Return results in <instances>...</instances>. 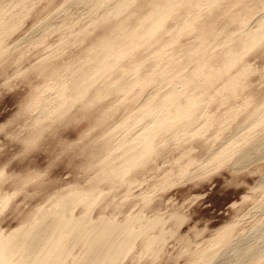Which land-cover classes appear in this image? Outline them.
Wrapping results in <instances>:
<instances>
[{"label": "rangeland", "instance_id": "obj_1", "mask_svg": "<svg viewBox=\"0 0 264 264\" xmlns=\"http://www.w3.org/2000/svg\"><path fill=\"white\" fill-rule=\"evenodd\" d=\"M3 1L2 3L6 5L5 0ZM24 1L27 7L25 5L23 8ZM24 1L20 2L21 5L11 8L14 12L11 20H15L17 22L15 25L19 26H14L13 28L16 29L12 28L6 32L4 42L0 46L10 47L8 53L0 54V170L4 168L7 174L12 175L0 180L2 190L0 192L15 193L9 205L0 209V229L7 231L19 225L29 211L35 209L57 190L71 185L93 186L104 189L100 200L98 199L100 203L93 206L96 209L90 208L94 216L101 209L103 213L106 212L105 215H113L118 218L117 220L131 213H140L145 218L154 215L164 218L161 228L164 236L162 244L157 245L155 254L139 253L140 242L137 239L136 244L134 242L130 249V254L125 253L117 264H200L202 263L198 256L200 251L207 248L209 241L227 227L233 229L228 246L232 247L235 240L241 247L256 245L264 248V234L255 231L256 226L264 220V212L257 208V203L264 193V143L263 147L258 149L250 146L247 148L245 144L246 137L264 136V124L250 123L248 117L250 110L254 106L262 105L264 100V48H253L243 56V60L251 69L248 77L246 76V88L239 91L234 99L223 106L219 107V102L215 100L212 104L210 102L207 108L205 107L206 112L216 115L217 119L213 122V126L201 129L197 133L202 126V119L197 120L173 141L169 140V136L165 141V138L161 137V132L158 133L157 137H160L156 140L158 154L150 156L147 166L137 169L130 175V179L135 177L139 180L138 183H134L135 185L132 183L133 187L131 183L120 184L121 186L117 184L112 190L107 187L108 183L105 181L102 183L94 180L95 184L91 185L96 176L92 168L97 162L93 154L104 141L110 145L123 136L125 131L120 128L125 123L127 115L133 114L132 108L136 103L129 105L128 98L116 100L115 96H107L95 101L90 105V109H87L86 102H77L61 120L42 119L41 122L48 125V128L41 135L42 137L26 147L21 137L25 136L27 129L32 128V126L26 128L25 123L34 116L30 115L32 113L27 106L29 105L28 108L32 106L30 100L35 96L34 87L39 85L43 87L45 81L44 78L36 77L34 70L39 65L48 63L61 66L65 73L59 71L61 76L54 77V81L61 80L64 75L71 78L68 96L76 93V90L72 89L71 82L74 77L80 75H84L90 81L97 78L100 86H103V82L108 81V78H104L105 69H98L97 72L86 71L80 66L84 63L85 53L91 50V46L98 45L104 40L109 41L116 36L119 33V30H116L117 26L120 28L125 23L148 13L149 5L153 0H129L122 7L129 5V9L126 8L120 15L102 19L101 22L107 19L102 24L92 21L87 15L90 8L85 9L81 4L69 6L66 8L67 11H63L60 8L67 4V0ZM105 1L108 2L104 7L116 0H103ZM257 1L259 0L213 1L209 4L210 12L201 17L203 28L217 32L219 35L215 37V41L218 42L224 38L225 33L233 30L234 25L230 24L227 18L233 14L245 15V9L254 6L253 16L249 21L253 28L256 17L264 20V2L256 3ZM205 7L203 6L202 10H205ZM49 17L53 19L51 23L54 22L50 28L57 30L45 34L42 31L45 28L39 30L41 27L38 23ZM66 19H68L67 24L62 25ZM169 23L171 21L167 24ZM170 40L171 36L164 34L159 45L147 52L142 45L135 49L121 48L122 58L117 61V65L125 72L136 70L148 73L146 71L150 69H159L151 66L155 65L156 52L163 47L165 55L176 54L178 57L195 41V32L185 33L179 36L176 42L167 45ZM16 43L15 47H11ZM106 48L111 50L116 47ZM179 62L180 58L160 61L167 66L164 70L168 76L183 74L180 70L186 71L193 65L189 62L177 65ZM134 64H138V67L133 68ZM170 86V83L164 82L161 89L165 90ZM144 92L149 91L147 89ZM244 99L249 101V106L240 105ZM226 110L233 113L224 115ZM107 112L109 115L105 123L103 114ZM197 112L196 110L195 113ZM97 120L101 122L98 123ZM138 129L139 126L129 127L126 132L129 131L130 134L131 131L134 133ZM18 134L20 136L16 137ZM218 148L223 152L226 151L227 156L204 160L208 150ZM243 151V154L246 152V157L243 156L242 159L234 162L232 155L239 152L242 154ZM192 158L196 159V163L204 161L200 165L203 167L197 168L198 166L193 163L189 165L190 168L188 167L189 173L192 172L193 176L189 178L177 176V166L184 165ZM176 161H179V164ZM23 177L33 178L34 181L31 180L23 185L21 183ZM141 196H144L143 200L146 199L144 203ZM126 198L129 200L126 201ZM78 208L79 206L76 207ZM170 214L181 215L183 220L175 221L170 218ZM158 229L159 227H156L152 232L156 233ZM226 253L232 255L231 251ZM222 256L213 264H237L234 257L226 254Z\"/></svg>", "mask_w": 264, "mask_h": 264}, {"label": "bare ground", "instance_id": "obj_2", "mask_svg": "<svg viewBox=\"0 0 264 264\" xmlns=\"http://www.w3.org/2000/svg\"><path fill=\"white\" fill-rule=\"evenodd\" d=\"M23 1L5 0L7 4L4 5L2 3L4 1L0 0V46L4 42L6 32L14 26H19L15 25L17 23L15 20H11L14 14L11 8L21 5ZM128 1L116 0L104 7L108 1L67 0V4L62 6L60 10L67 11L66 8L69 6L81 4L85 9L90 8L87 15L91 17L92 21L102 24L112 15H120L126 8L129 9V5L122 8ZM213 1L216 0H153L149 5L148 13L125 23L120 28L117 26L116 30H119V33L110 38L109 41L104 40L98 45L91 46V50L85 53L84 63H81L80 66H83L86 71L95 70L97 72L98 69H105L104 78H108V81L103 82V86H100L97 78L90 81L84 75H80L77 78L74 77L71 82L72 89H75L76 93L68 96V90L71 89V78L64 75L61 80L54 81V77L61 76V72H59L62 71L61 66L48 63L36 67L35 76L44 78L45 81L42 84L43 87L41 85L34 87L35 96L30 100L32 106L31 108H28L29 105L27 106L29 112L32 113L30 115L34 116H31L25 123L26 128H30V126L32 128L27 129L25 136L21 135L24 145L27 147L42 137L41 135L48 128V125L41 122L42 119L61 120L77 102H86V108L90 109L92 103L107 96H115L116 100L128 98V104L136 103V106L132 108L133 114L127 115L120 130L126 132L129 127L138 126L139 129L134 133L131 131L130 134L129 131L124 132L123 136L110 145L104 141L103 145L97 148L98 150L93 154V157L97 158V162L92 168L96 176L91 185L95 184V180L96 182L105 181L108 183L107 187L112 188V190L117 184L131 183L133 187V184L139 180L134 176L133 179H130L131 173L144 168L150 156L158 154L156 140L160 137H157V134L161 132V137H164L165 141L167 136H169V140H176L180 134L188 130L192 123L200 119H202V126L197 133L201 129L210 127L217 118L215 113L206 112L205 107L215 100L219 102V107L223 106L229 103V100L234 99L239 91L246 88V76L251 69L249 64L243 60V56L247 55L246 53L252 51L253 48H264V20L256 17L253 27L255 29L251 28L249 23L253 16L254 6L247 7L245 15L233 14L229 16L227 21L234 25L233 30L225 33L224 38L216 42L215 37L219 34L210 28H203L201 20L204 14L210 12L211 6L209 4ZM260 2L262 3L264 0H259L256 3ZM25 5L26 2L23 3V8ZM203 6H206L205 10H202ZM26 11L28 12V10ZM104 18L107 19L101 22ZM67 20L62 22V25L67 24ZM51 21L53 19L49 17L38 23L41 27L39 30L45 28L42 30L45 34L56 32L57 28H50L54 23ZM169 21L171 23L167 24ZM188 32H195V41L185 53H180L178 57L176 54L165 55L163 47L156 52L155 65L151 66L159 69H150L146 71L148 73L137 72L136 70L125 72L117 65V61L122 58L121 48L135 49L142 45L144 51L147 52L159 45L164 34L171 36V40L167 44L170 45L176 42L179 36ZM16 45L17 43L11 47ZM108 46L116 48L109 50L106 48ZM9 51L10 47H0V54ZM177 58H180L177 65L183 62L193 63V65L186 71L185 69L180 70L183 74L168 76L164 70L165 67L167 69V66L160 61H170ZM137 67L138 64H134L133 68ZM46 82L48 83L46 84ZM164 82L170 83L171 86L162 90ZM151 85L152 87H150ZM147 89L149 92L145 93L144 90ZM247 99H244L240 105L249 106ZM262 102V105L254 106L248 113L250 123L264 124V100ZM196 110L198 114L195 113ZM226 113L232 114L233 112L226 110L224 115ZM108 115V112L103 114L105 123ZM97 122L100 123L101 121L97 120ZM245 140L247 148L250 146V148L258 149L263 147L264 136L246 137ZM246 150L248 151V149ZM222 152L220 148L208 150L204 160L226 157L227 152ZM240 152L232 155L231 158H234V162L245 156L246 152L245 154H243L244 151L242 154ZM247 156L249 155L247 154ZM202 162L204 161L201 160V162L196 163V159L192 158L184 165H180L178 161L176 175L189 178L193 176L192 172L189 173L188 171L189 165L195 163L199 168ZM11 176L5 172L4 168L0 170V180ZM31 180L34 181L33 178L23 177L21 183L25 185ZM103 191L104 189L93 186H66L51 193L47 199L43 200V203L29 211L16 227L7 231L0 229V264H117V261L125 253L130 254V249L137 239L140 242L139 253L150 252L155 254L157 245L162 244L164 235L161 228L164 224V218L160 215L145 218L142 215V219L140 213L132 214L129 212L131 214H126L121 220H117L118 218L116 219L113 215H105L106 212L103 213L101 209L94 216L91 214L92 209L90 208L100 203L98 199ZM104 194L108 195L109 193L104 192ZM14 195V192H0V209L9 205L8 203ZM144 195L146 194L144 193ZM142 197L144 196H141V199ZM129 198L125 200L128 201ZM144 200L146 201V199ZM144 200L142 199L143 203ZM77 206H79L78 209H76ZM257 208L264 212V193L257 203ZM170 218L178 222L183 220V216L176 214H170ZM156 227H159V231L152 232ZM255 231L264 234V220L256 226ZM232 232L233 229L227 227L219 232L216 237H213L208 243L209 246L207 245V248L202 249L198 255L202 261L200 264L206 261H208L207 264H213L218 257L224 254L234 257L237 264H264V248L261 246L245 245L241 247L235 240L232 247L228 246ZM230 243L232 244V242ZM227 248L231 249L232 255L226 253L230 252Z\"/></svg>", "mask_w": 264, "mask_h": 264}]
</instances>
